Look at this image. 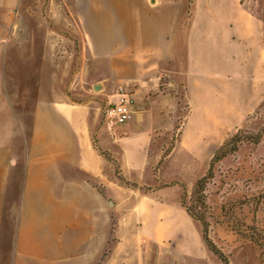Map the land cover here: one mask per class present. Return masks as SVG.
<instances>
[{
	"label": "crops",
	"instance_id": "1",
	"mask_svg": "<svg viewBox=\"0 0 264 264\" xmlns=\"http://www.w3.org/2000/svg\"><path fill=\"white\" fill-rule=\"evenodd\" d=\"M47 12L0 0V264H98L114 216L142 213L114 163L134 184L159 170L147 117L187 104L165 163L214 153L264 107V20L241 0H91L72 30ZM119 84L133 116L110 129L91 92Z\"/></svg>",
	"mask_w": 264,
	"mask_h": 264
},
{
	"label": "rangeland",
	"instance_id": "2",
	"mask_svg": "<svg viewBox=\"0 0 264 264\" xmlns=\"http://www.w3.org/2000/svg\"><path fill=\"white\" fill-rule=\"evenodd\" d=\"M51 1L50 16L62 17L69 30L74 26L73 16L87 21L91 0ZM92 1L95 5L100 2ZM241 2L264 20V0ZM47 5L48 0H24L25 15L48 18ZM97 9L105 10L101 6ZM120 86H128L133 93L130 84L92 89L91 95H100L101 112L106 102H114ZM179 102L177 120L147 117L156 133L151 155L157 157L159 170L154 176L148 169L141 178L143 183L136 184L134 197L139 199L141 216L135 220L132 212L137 201L125 209L124 215L114 216L115 231L98 264H104L111 251L113 264H222L202 241L199 221L188 215L180 204L183 188L188 206L193 204L192 188L207 173L213 153L189 152L181 145L164 163L180 139V127L187 114V104ZM233 135L239 139L260 136V141L257 144L239 142L237 151L215 164L213 178L204 193L203 216L209 238L225 255L228 264H264V107L243 120L226 140ZM114 165L118 172L117 164ZM193 206L197 213L199 206L195 203Z\"/></svg>",
	"mask_w": 264,
	"mask_h": 264
},
{
	"label": "trees",
	"instance_id": "3",
	"mask_svg": "<svg viewBox=\"0 0 264 264\" xmlns=\"http://www.w3.org/2000/svg\"><path fill=\"white\" fill-rule=\"evenodd\" d=\"M241 141H247V142H253L257 144L260 141V136H257L255 139L253 138H243L239 139L237 135L231 136L228 140H226L212 155V158L209 163V167L207 170V173L198 179L191 191V198L193 199V204L189 207L187 204V193L185 192L183 188V195L181 196L180 204L184 207L187 214L190 215L193 219L199 221L201 225V238L204 244L206 245L207 249L215 255L222 264H228V260L225 257V255L220 251L219 248L216 247V245L211 241V239L208 236V224L205 220L203 213L206 210V203H205V189L208 182L213 178V169L215 164L219 163L222 159L227 157L229 154H232L233 152L237 151V144ZM105 155V154H104ZM107 159L110 160V158L105 155ZM115 175L118 178L119 182L123 184L124 186L136 189L137 186L134 183L126 182L119 174L115 171ZM194 203L197 204L200 208V210L197 213H194ZM102 261V259H101Z\"/></svg>",
	"mask_w": 264,
	"mask_h": 264
},
{
	"label": "built area",
	"instance_id": "4",
	"mask_svg": "<svg viewBox=\"0 0 264 264\" xmlns=\"http://www.w3.org/2000/svg\"><path fill=\"white\" fill-rule=\"evenodd\" d=\"M134 99L128 86H120L114 102L108 101L102 110V122L109 128L122 125L131 120Z\"/></svg>",
	"mask_w": 264,
	"mask_h": 264
}]
</instances>
